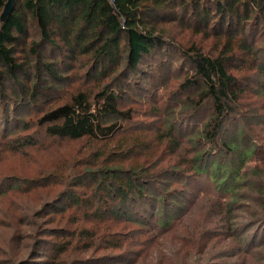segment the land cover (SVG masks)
Instances as JSON below:
<instances>
[{
  "label": "trees",
  "instance_id": "obj_1",
  "mask_svg": "<svg viewBox=\"0 0 264 264\" xmlns=\"http://www.w3.org/2000/svg\"><path fill=\"white\" fill-rule=\"evenodd\" d=\"M6 2L0 0V16ZM167 24L215 37L218 52L179 46L183 66L173 72L187 67L180 105L190 117L178 118L184 125L205 115L200 127L183 137L175 124L162 133L160 145L173 144L167 155L187 156L164 167L152 159V144L137 141L136 134L115 137L132 119L131 110L120 109L123 95L150 82L159 58L165 62L162 49L172 45ZM70 71L81 74L80 86L48 106L35 126L50 137L85 139L99 149L85 163H74L65 177L31 181L34 188L60 184L59 197L16 223L0 248V264H135L140 254L131 248L137 241L127 229L168 233L175 223L166 213L170 206H176V223L185 222L181 199L173 197L179 191L171 190L170 182L201 176L213 194L228 199L215 197L206 205L213 225L197 232L202 239L220 233L235 246L216 254L204 243L182 254L170 248L156 258L172 264H200L195 256H202L203 264H264V138H248L239 113L248 89L264 91V0H14L0 20V121L8 123L10 113L18 116L23 107L53 99L71 79ZM256 124L264 127V114ZM26 145L32 139L12 148ZM250 159L253 165L246 166ZM13 182L10 188L18 189L19 181ZM242 190L251 194L244 206ZM240 211L245 222L235 220Z\"/></svg>",
  "mask_w": 264,
  "mask_h": 264
},
{
  "label": "rangeland",
  "instance_id": "obj_2",
  "mask_svg": "<svg viewBox=\"0 0 264 264\" xmlns=\"http://www.w3.org/2000/svg\"><path fill=\"white\" fill-rule=\"evenodd\" d=\"M165 31H167L166 35L172 39V48L164 47L162 49L164 55L162 61L165 62L161 64V58L157 60V66L151 73L150 82L130 88L123 95L120 109L131 110L132 119L123 122L121 134L115 137V139H118L136 134L138 136L137 141L152 144L151 154L155 151L152 154V159L158 160L164 167L174 163L179 164L178 162L181 163L183 157L185 159L187 156H184L185 153H179V155L181 154L179 157L172 156V154L167 155V151L173 149V144L169 141H162L164 144L160 145L161 141L159 139L162 133H167L168 129L175 124L178 127H173L176 130L175 133L183 137L187 133L189 134V132L198 129L201 125V119L205 115L204 113L200 114L202 116H195L196 119L186 121L184 125H182L183 121L178 118L180 116L190 117V111L180 105L186 94H181L179 84L184 79L187 67L184 70H177V74L173 72L174 69H180L183 66V62L178 58L177 51L180 47L188 48L194 44L204 54L215 55L216 51L218 52L215 37L204 38L202 34L195 33L193 29L182 28L176 24L168 26ZM215 49L217 50L215 51ZM172 61L175 64L172 70L169 71L167 64ZM163 65H165L164 68H162ZM70 73H72L71 79L61 86L58 92H55L53 99L40 102L39 105L23 107L18 116L10 113L8 123L0 121V191H2L0 192V248L11 238L9 236L14 234L13 232L11 235V232L18 221L26 220L32 211H38L43 204H50L59 197V189L62 188L60 184L58 186L49 184L44 188H34V185L30 184L31 181L48 179V177L54 175L65 177L74 163H85L88 157L99 149V145L91 144L85 139L69 140L50 137L46 134L44 127L35 126V123L48 106L59 104L62 102L60 99H67L80 86L81 82H76V79L81 74L73 71H70ZM251 90L252 88L246 91L243 112L239 113L240 117L242 116V119L245 120L241 123L244 133L248 138L256 140V138H264V127L256 124L260 122V117L264 114V91L254 94ZM13 117L14 120L11 121ZM22 122L28 125L27 129H23L22 125L20 126ZM30 139H32V145L12 148V146L18 147ZM113 144L114 142H111L109 146H113ZM140 148L142 147L140 146ZM263 157L262 159H264ZM254 160L258 162L257 159ZM250 165H253L251 159L246 166ZM14 179L19 181V186H15L18 189L10 188L15 183L13 182ZM170 183L173 184L171 190L179 191L173 194V197L181 199L178 200L179 205L186 211L182 220L186 221L176 223L175 217L178 212L172 208L176 206H170L166 213L172 216L171 222L175 223L169 227L168 233H160L148 227H143V229L131 226L128 228V231L133 230L130 231L131 233L129 232L133 236L131 241H137V246L132 245L131 248L140 254L135 264H172L168 260L160 262L156 258L158 251L167 254L170 248L175 250L179 248L178 250H181L182 254L185 251H193L204 243L206 251L212 248L211 254H216L225 251V246H228V248L235 246L234 241L230 239L223 241L224 236L220 233H216V237L213 239H208L206 235L205 239H202L201 232H197L202 227L213 225V223L208 222L211 219V214L208 213L209 208H206V205L209 202L212 203L215 197L220 201L227 200L228 197L222 198L217 193L213 194L211 192L212 187L209 186L204 176L178 180L174 178ZM240 194V203L244 206L251 194L245 190H242ZM150 212L148 213L150 214ZM234 216L236 221L245 222L243 211L235 212ZM235 220L232 222H235ZM120 227L121 225L118 226V229ZM17 233L20 232L17 231ZM260 238L262 239V233ZM146 243L148 244L144 245ZM43 252L47 256V247L43 246ZM187 258L192 261L193 255ZM195 260L200 264L204 263L202 256H195ZM210 260L208 258L205 262L207 263ZM218 261L220 260H214V262ZM226 261L231 263L234 260Z\"/></svg>",
  "mask_w": 264,
  "mask_h": 264
},
{
  "label": "water",
  "instance_id": "obj_3",
  "mask_svg": "<svg viewBox=\"0 0 264 264\" xmlns=\"http://www.w3.org/2000/svg\"><path fill=\"white\" fill-rule=\"evenodd\" d=\"M13 4H14V0H7L6 4L3 7L1 16H0L1 21H4L7 15L11 12Z\"/></svg>",
  "mask_w": 264,
  "mask_h": 264
}]
</instances>
